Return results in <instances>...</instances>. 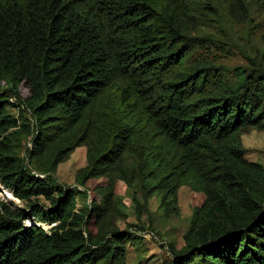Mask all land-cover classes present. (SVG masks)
Wrapping results in <instances>:
<instances>
[{
	"label": "trees",
	"instance_id": "16d2710c",
	"mask_svg": "<svg viewBox=\"0 0 264 264\" xmlns=\"http://www.w3.org/2000/svg\"><path fill=\"white\" fill-rule=\"evenodd\" d=\"M179 10L174 0H0V264H125V243L144 229L113 225L112 186L76 200L128 154L162 207L183 182L203 198L171 264H264V169L240 143L264 130V77L215 80L210 62L192 58ZM109 92L145 132L131 120L99 127ZM82 144L77 187L59 185L57 166Z\"/></svg>",
	"mask_w": 264,
	"mask_h": 264
},
{
	"label": "rangeland",
	"instance_id": "374dc122",
	"mask_svg": "<svg viewBox=\"0 0 264 264\" xmlns=\"http://www.w3.org/2000/svg\"><path fill=\"white\" fill-rule=\"evenodd\" d=\"M174 1L179 5V20L184 33L196 42L192 58L210 62L215 80L236 88L239 71L246 76L260 74L264 77V0ZM5 89L6 85L0 82V91ZM27 95V91L21 88L20 96L25 98ZM128 110L113 92L105 94L99 104V127L107 128L112 123L131 120L137 130L141 128L145 132L148 124L136 115L131 117ZM9 111L14 116L19 113L15 107ZM95 131L92 140L100 136L97 126ZM16 143L22 155L25 145L29 146L27 139L22 137ZM240 143L246 160L259 163L264 169V130L246 129L240 135ZM87 160V145L74 148L57 166L56 182L65 187H77L76 176L87 166ZM148 176L137 156L128 154L121 166L113 167L108 177L88 181L85 196L76 200L79 208L88 204L91 198L98 200L99 192L112 186L110 219L113 225L120 230L129 225L144 229L140 238L125 243V264H171L173 259L169 248L172 246L179 251L183 247V235L193 210L203 200L190 183L183 182L176 188L175 198H170L173 203L162 207L163 192L152 188L155 182ZM78 189L83 191L81 187ZM0 199H4L2 193ZM13 201L14 206L23 207L18 200ZM51 226L41 225L45 231Z\"/></svg>",
	"mask_w": 264,
	"mask_h": 264
},
{
	"label": "water",
	"instance_id": "95a60500",
	"mask_svg": "<svg viewBox=\"0 0 264 264\" xmlns=\"http://www.w3.org/2000/svg\"><path fill=\"white\" fill-rule=\"evenodd\" d=\"M4 190H2V188L0 187V193H3Z\"/></svg>",
	"mask_w": 264,
	"mask_h": 264
},
{
	"label": "bare ground",
	"instance_id": "6f19581e",
	"mask_svg": "<svg viewBox=\"0 0 264 264\" xmlns=\"http://www.w3.org/2000/svg\"><path fill=\"white\" fill-rule=\"evenodd\" d=\"M2 190H4V189H2ZM2 194H5V190L3 191V193Z\"/></svg>",
	"mask_w": 264,
	"mask_h": 264
},
{
	"label": "built area",
	"instance_id": "2783aa9c",
	"mask_svg": "<svg viewBox=\"0 0 264 264\" xmlns=\"http://www.w3.org/2000/svg\"><path fill=\"white\" fill-rule=\"evenodd\" d=\"M52 226H53V224H52Z\"/></svg>",
	"mask_w": 264,
	"mask_h": 264
}]
</instances>
